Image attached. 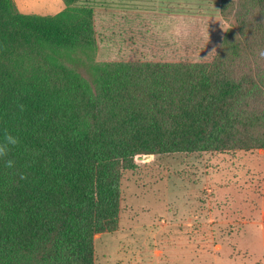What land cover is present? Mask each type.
<instances>
[{
    "label": "trees",
    "instance_id": "16d2710c",
    "mask_svg": "<svg viewBox=\"0 0 264 264\" xmlns=\"http://www.w3.org/2000/svg\"><path fill=\"white\" fill-rule=\"evenodd\" d=\"M84 1L0 0V264H95L138 157L264 149V0H222L231 25L193 63L95 61Z\"/></svg>",
    "mask_w": 264,
    "mask_h": 264
},
{
    "label": "rangeland",
    "instance_id": "374dc122",
    "mask_svg": "<svg viewBox=\"0 0 264 264\" xmlns=\"http://www.w3.org/2000/svg\"><path fill=\"white\" fill-rule=\"evenodd\" d=\"M27 1L36 6L30 14L63 6ZM221 1L85 0L93 58L209 62L231 25ZM135 164L121 176L115 230L94 237L95 264H264V149L167 153Z\"/></svg>",
    "mask_w": 264,
    "mask_h": 264
},
{
    "label": "crops",
    "instance_id": "0c3cea01",
    "mask_svg": "<svg viewBox=\"0 0 264 264\" xmlns=\"http://www.w3.org/2000/svg\"><path fill=\"white\" fill-rule=\"evenodd\" d=\"M40 1H42V0H40ZM43 1L44 2H41V3L48 4V7L47 8H54L53 6L55 4H50L49 3L50 0H43ZM14 2L16 4L19 12L24 13V14H30V11H33L34 9H36V6L35 7L34 6H31L30 2H28L27 0H14ZM62 7L64 8V5L57 7L58 10L55 13H53V14H56V13L60 12L63 9ZM37 10H38V8H37ZM31 13L32 14H36L35 11L34 12H31ZM262 216H263V223H264V211L262 213Z\"/></svg>",
    "mask_w": 264,
    "mask_h": 264
},
{
    "label": "clouds",
    "instance_id": "9594fccd",
    "mask_svg": "<svg viewBox=\"0 0 264 264\" xmlns=\"http://www.w3.org/2000/svg\"><path fill=\"white\" fill-rule=\"evenodd\" d=\"M260 55L264 56V51H262L260 53ZM5 140H6L7 144H9V145H16L18 143L17 138L12 136V135H7L5 137ZM6 155H7L6 146L5 145H0V158L5 157ZM5 162H6L7 166H9V167H12L13 163H14V161L11 160V159L6 160Z\"/></svg>",
    "mask_w": 264,
    "mask_h": 264
}]
</instances>
